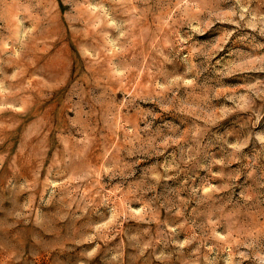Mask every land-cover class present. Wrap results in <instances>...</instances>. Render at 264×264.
Segmentation results:
<instances>
[{
    "label": "rangeland",
    "instance_id": "374dc122",
    "mask_svg": "<svg viewBox=\"0 0 264 264\" xmlns=\"http://www.w3.org/2000/svg\"><path fill=\"white\" fill-rule=\"evenodd\" d=\"M0 264H264V0H0Z\"/></svg>",
    "mask_w": 264,
    "mask_h": 264
}]
</instances>
